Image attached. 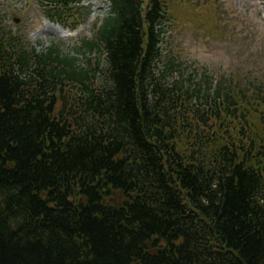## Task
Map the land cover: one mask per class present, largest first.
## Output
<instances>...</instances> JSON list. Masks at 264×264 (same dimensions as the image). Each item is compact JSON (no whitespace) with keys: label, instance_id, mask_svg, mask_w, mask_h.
<instances>
[{"label":"trees","instance_id":"trees-1","mask_svg":"<svg viewBox=\"0 0 264 264\" xmlns=\"http://www.w3.org/2000/svg\"><path fill=\"white\" fill-rule=\"evenodd\" d=\"M109 1L99 81L0 36V264H264L260 98L168 80L162 1Z\"/></svg>","mask_w":264,"mask_h":264},{"label":"rangeland","instance_id":"rangeland-1","mask_svg":"<svg viewBox=\"0 0 264 264\" xmlns=\"http://www.w3.org/2000/svg\"><path fill=\"white\" fill-rule=\"evenodd\" d=\"M163 1L174 20L166 28L156 69L162 71L168 62L181 67L178 71L170 69L168 80L176 79L181 72L185 77L193 73L195 81L202 72L213 78L237 72L256 79L264 88V0ZM104 5L103 0H90L87 7H81V20L87 22L76 38L66 40L38 36L39 30H46V19L34 0H0V29L16 33L33 46L45 48L62 42L73 55L80 40L91 37L95 19L89 22L90 16L96 20L105 17ZM86 58L102 61V54L95 49ZM78 59L83 65L85 59L80 55Z\"/></svg>","mask_w":264,"mask_h":264},{"label":"bare ground","instance_id":"bare-ground-1","mask_svg":"<svg viewBox=\"0 0 264 264\" xmlns=\"http://www.w3.org/2000/svg\"><path fill=\"white\" fill-rule=\"evenodd\" d=\"M50 26L53 27V28L51 27V30H50L51 34H53L54 31H55L56 33H58V35H62L65 38H69V37L73 36V34H71L69 32H66V30L62 29L61 27H58V26H55V25H50Z\"/></svg>","mask_w":264,"mask_h":264}]
</instances>
